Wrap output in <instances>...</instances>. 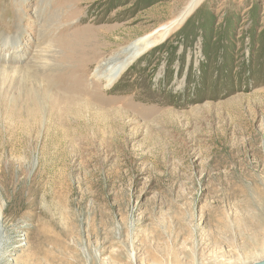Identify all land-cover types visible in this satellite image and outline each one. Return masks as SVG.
I'll use <instances>...</instances> for the list:
<instances>
[{"label":"rangeland","instance_id":"1","mask_svg":"<svg viewBox=\"0 0 264 264\" xmlns=\"http://www.w3.org/2000/svg\"><path fill=\"white\" fill-rule=\"evenodd\" d=\"M0 225V264L261 261L264 0H0Z\"/></svg>","mask_w":264,"mask_h":264},{"label":"bare ground","instance_id":"2","mask_svg":"<svg viewBox=\"0 0 264 264\" xmlns=\"http://www.w3.org/2000/svg\"><path fill=\"white\" fill-rule=\"evenodd\" d=\"M191 11L192 8L189 7V9L184 11V14L181 16V18H178L177 20L171 23L161 25L158 30V32L160 33L159 35L161 34L165 35L169 33L172 29H174L177 26V23L180 22L186 16H188L191 13ZM152 36L153 34H150L149 36L141 38L139 39L138 42L132 43L124 47L123 50L120 51L119 53H114L111 54L110 56L101 59L100 63L96 66L95 76L100 80L101 79L104 80L105 82L104 85L106 87H109L123 74L125 70L128 69L130 65H132L135 61H137L139 57L145 51H147V49H149L150 46L157 43L155 39L152 40L150 39V37ZM4 235H5L4 227H1L0 225V254L3 249L2 245L5 237Z\"/></svg>","mask_w":264,"mask_h":264},{"label":"water","instance_id":"3","mask_svg":"<svg viewBox=\"0 0 264 264\" xmlns=\"http://www.w3.org/2000/svg\"><path fill=\"white\" fill-rule=\"evenodd\" d=\"M253 264H264V258L261 259V261L255 262V263H253Z\"/></svg>","mask_w":264,"mask_h":264}]
</instances>
